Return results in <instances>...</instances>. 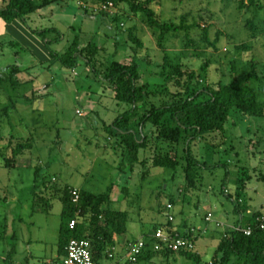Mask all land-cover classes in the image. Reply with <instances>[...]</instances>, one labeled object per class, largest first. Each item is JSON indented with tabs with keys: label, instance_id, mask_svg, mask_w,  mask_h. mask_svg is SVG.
I'll return each instance as SVG.
<instances>
[{
	"label": "rangeland",
	"instance_id": "1",
	"mask_svg": "<svg viewBox=\"0 0 264 264\" xmlns=\"http://www.w3.org/2000/svg\"><path fill=\"white\" fill-rule=\"evenodd\" d=\"M261 2L264 3V0ZM84 4L89 3L86 0H62L49 11L32 15L28 21L34 28L59 27L64 33L63 39L53 43L52 47L60 52H65L76 38L81 48L90 41L95 42L101 48L99 58L104 62L113 58L128 60L134 56L137 45L130 39L132 31L151 49L144 48L138 53L136 59L139 61L150 53L153 60L162 62L167 54L173 62H179L185 69H194L198 74L204 73L202 66L209 61L210 64L212 62L209 79L222 83L244 81L245 71L251 69L253 63L257 66L258 76L264 74V4L259 9L240 11L237 0H185L183 3L163 0V4L157 5L163 19L172 18L173 14L180 23L179 17L187 14L188 23H192L195 17H203L200 20L202 28L170 37L166 41L165 52L158 45L157 34L145 18L132 12L128 5L113 8L106 16L97 14V6L90 3L89 7L96 13L90 19L82 12L81 5ZM114 15L119 16V22L114 21ZM249 18L259 23L255 35L246 27ZM21 24L26 26L23 22ZM204 27L209 29L212 41L219 37L217 49L203 40ZM188 38L193 42L187 44L190 41ZM12 39L19 41V45L7 43ZM41 43L44 44L42 40ZM51 59H44L41 47L37 50L31 44L28 48L17 37L0 38V76H9L11 65L17 64L24 69L29 67L17 77L34 78L32 83L18 89H14L10 82L1 83L0 107L10 101L9 95L13 97L19 110H13L11 114L15 133L33 137L36 144L33 157L27 158L32 160L29 166L21 164L7 168L0 165V253L2 250L11 251L14 225L20 231L22 221L28 223L30 234L47 240L48 245L36 243V250L42 252L47 248L49 251L59 240L63 209L61 199L55 197L44 203L35 202L31 189L35 180V165L50 161L47 173L49 176L57 174L61 186L79 185L93 194L111 188V206L129 211L125 237L130 239H141V226L144 225L145 231L153 233L156 224L167 220V205L172 203L174 223L179 225L181 232L186 231L185 227L193 229L194 252L200 254L205 264L214 261L217 243L225 229V226H218L217 221L231 223L239 217L230 194L236 197L238 193L243 205L258 207L264 204V116L233 113L226 123L224 135L214 132L194 140L191 146L194 156L200 161L194 166L199 177L195 187L186 191L185 159H181L175 169L151 167L147 172V167L138 164L130 171V166L125 163L121 170L114 171L111 166L113 156L109 151L105 155L103 152L105 148L113 151L118 148L116 137H112L111 141L108 139L109 126L128 106L118 104L112 90L105 88L93 72H88L84 63H80L75 70H69L60 62L48 67ZM233 61L242 72L231 71ZM150 70L155 71L156 67ZM51 79L53 82L48 86ZM250 84L264 99V78L259 81L253 79ZM32 89L44 90L48 94L27 101L23 97ZM0 122L3 139H0V146L3 148L10 140L11 126L5 120ZM154 140L152 143L156 142ZM182 147H178L180 156L184 154ZM82 151L95 160L93 166L81 160ZM150 151L149 148L142 149L141 156ZM26 162L29 164L28 160ZM87 167L91 169L89 177H82L81 173L85 174ZM126 168L132 175L127 184L117 178L118 172ZM124 185L130 188L129 198L120 200ZM208 214H212L213 221L206 220ZM0 264L3 262L0 261ZM138 264L199 263L194 258L177 253L169 257L154 256Z\"/></svg>",
	"mask_w": 264,
	"mask_h": 264
},
{
	"label": "trees",
	"instance_id": "2",
	"mask_svg": "<svg viewBox=\"0 0 264 264\" xmlns=\"http://www.w3.org/2000/svg\"><path fill=\"white\" fill-rule=\"evenodd\" d=\"M60 1L62 0H2L0 22L5 24L15 21L23 22L34 35L41 38L44 47L50 52L52 59L49 61L48 67L60 62L63 67L75 70L80 63H84L88 72H93L105 88L112 90L118 104L128 106L110 124L109 138L116 137L118 139V143L123 148V163L128 164L131 171L137 164L147 167V172L151 167L175 169L180 165L181 159H185L187 161L184 167L187 191L195 187L199 177L197 168L194 166L200 161L194 156L191 146L194 140L204 138L206 134L214 132L224 135L226 123L233 113L237 112L244 116H264V99L260 97L258 89L250 84L253 79L259 81L264 78V74L258 76L255 63L251 64V69L245 71V79L242 82L237 80L227 83L213 81L209 79V65L212 64L209 61L207 65L202 66L204 73L198 74L194 69H185L179 62H173L165 53L162 62L153 60L150 53H147L142 61L137 60L136 55L144 48L146 50L149 48L132 31L130 39L137 47L134 48V56L132 55V58L128 60L113 58L104 62L99 58L101 48L95 42L90 41L87 46L81 48L78 38L65 52L54 49L53 43L63 39V31L55 25L34 28L28 19L30 20L34 14L47 12ZM184 1L179 0L180 3ZM87 2L97 6V14L106 16H109L111 10L105 9L104 5L108 6L112 2L115 9L123 4L128 5L132 12L139 17H144L150 28L157 34L158 45L163 48V52L166 51V41L170 37L179 34V32L189 33L192 29L202 28L200 21L203 19L202 16L195 17L192 23H188L187 14L179 17L180 23H177V16L173 14L172 18L163 19L157 9V5L163 4V0H86ZM237 3V9L240 11L246 8L259 9L264 4L261 0H248L247 2L246 0H237ZM89 4L81 5V9L86 18L92 19L94 18L92 14L96 13L92 11L93 8L89 7ZM114 16V21L119 22V16ZM258 24L256 19L249 18L246 27L255 35L259 29ZM203 30V40L217 49L219 37L212 41L209 38V29L204 27ZM188 39L190 41L187 44L193 42L190 38ZM7 43L14 46L19 45V41L15 39ZM243 47L247 48L248 45ZM231 64L232 72H242L235 61ZM154 67L156 70L151 71L150 68ZM11 69L12 72L9 76H0V84L10 82L14 89H18L34 81V78L30 77H17L20 73L23 75L29 67L24 69L14 64L11 65ZM52 79L48 86L53 82ZM154 79L155 82H153ZM47 94L44 90L32 89L23 98L31 101ZM8 98L10 101L0 107V121L5 120L11 126L10 140L3 148L0 146V157H2L0 165L11 168L16 167L19 159L33 157L36 144L33 137H22L15 133L11 114H13V110H17V107L13 97L9 95ZM0 139L3 140L1 132ZM153 139L156 142L152 143ZM162 145L164 148L161 147ZM179 145L183 146V156L179 154ZM147 148L151 150L150 153L142 157L141 150ZM50 165V161L35 165V180L31 189L35 202L44 203L59 197L63 203L60 248L66 250V246L72 238H86L92 243L93 256L97 264H104V259H108L107 264L114 258L116 259L115 255L111 260L109 253L115 254L117 236L124 235L128 231L129 211L111 206V188L106 192L93 194L70 184L61 186L60 181L57 180V174L48 175ZM75 191L79 194L78 201H74ZM120 193L122 196L120 200H126L129 198L130 188L124 185L121 187ZM230 197L236 204V213L240 216L243 215L244 218H240L234 227H225L219 238L214 261L209 264H264V228L257 226V217L264 210H256L241 204L242 199L239 196L234 197L230 194ZM167 210L169 213L171 212L168 208ZM166 216L167 220L156 224L155 229L164 228L171 231L173 235L179 233L187 238H192L193 230L191 228L181 232L175 228V220L171 221L168 215ZM74 219L76 226L72 229L70 222ZM217 225L224 226L218 223ZM247 226L254 228L250 235L243 231ZM143 239L146 245L137 260L135 262L125 260L123 264H138L154 256L169 257L177 253L194 258L199 264H205L200 255L194 252V249L174 251L168 242L152 237L151 233H145ZM134 241L136 240L131 239L128 243ZM12 251H14V247ZM116 262L118 263V261Z\"/></svg>",
	"mask_w": 264,
	"mask_h": 264
},
{
	"label": "crops",
	"instance_id": "3",
	"mask_svg": "<svg viewBox=\"0 0 264 264\" xmlns=\"http://www.w3.org/2000/svg\"><path fill=\"white\" fill-rule=\"evenodd\" d=\"M41 13H43V12H41ZM12 36L19 38V40L20 39L23 40L26 43V46L28 48H30L31 44L34 45L37 48V50H39L41 47V52H42V56L44 57V59L49 60L51 58V55L49 54V52H47V49L44 47V45H42L40 38L38 36L34 35L28 28H26V26H22L21 22L15 21L11 24H5L3 22H0V38H7V37L9 38ZM46 53L48 56L46 55ZM90 128L93 129V126L91 125ZM108 139H109V141H111L112 137H110V138L108 137ZM117 146H118V148H116V149H114L115 147H112V149H114V151L109 150L108 148H105V151L103 152L105 155L109 151L111 153V155L113 156V159H112L113 163L111 164V166H112V169L114 171L117 169L121 170L122 166H125V163H123V160H124L123 152H121L122 146L119 143H117ZM114 156H117L118 158L115 159ZM91 157L92 156L91 155L88 156L86 154V152H84V151L81 152V157H80L81 160L83 162H86L89 166L90 165L93 166L95 163L94 162L95 160H93ZM27 160L29 161V164L26 162ZM31 163H32L31 159L24 158V159H19L16 166H18V165L21 166V164H24L25 166H29ZM90 170H91L90 167H87L85 169V174L81 173L82 177H85V176L89 177L88 172ZM57 178H58L57 180L59 181V176ZM117 178H118V180H120V182L127 184L132 179V175H130L129 169L126 168L124 171L122 170V172L121 171L118 172ZM70 185H72L78 189H84L82 186H79V185H74V184H70ZM236 196H239L238 193ZM253 208H255L256 210L263 211L264 210V204H261L260 206L253 207ZM247 213H248V211H247ZM247 213H246V215H247ZM238 216L239 217L236 221L231 222V223H223L222 222L223 225L225 227H234L240 218L241 219L244 218L243 215L242 216L238 215ZM174 226H175V228H178L179 231H181L179 225L174 223ZM185 226H187V225H185ZM59 227H61V226H59ZM185 228H186V231L189 229L188 227H185ZM141 231L142 232L140 233V238L143 237L145 235V233H149V232L145 231V225L141 226ZM12 232H14L12 234V238H14V244L11 246V251L9 253H7L6 251L2 250V253H0V261H2L3 264H52L55 261L63 259L64 256L66 255L65 248H64V250H62L60 248L59 240L56 243H54V246L50 247L49 251L47 248L45 249L46 251L43 250L42 252L36 250L34 247V245L36 243H42V244L48 245L47 240H45L42 237H39V236L36 237V236L30 234V227L28 226L27 222L22 221V226H21L20 231L17 230L16 225H14V230ZM25 232H26V234H25ZM125 234L121 235V236H117V238H116L117 244L115 246L114 252L116 255L115 260L118 261V264H123L125 262L128 241L131 240L130 238L125 237ZM59 239H60V237H59ZM218 243H217V245H218ZM13 247H14V251H12ZM104 261H103L104 264L105 263L107 264L108 259H104Z\"/></svg>",
	"mask_w": 264,
	"mask_h": 264
},
{
	"label": "built area",
	"instance_id": "4",
	"mask_svg": "<svg viewBox=\"0 0 264 264\" xmlns=\"http://www.w3.org/2000/svg\"><path fill=\"white\" fill-rule=\"evenodd\" d=\"M114 4L112 2L109 3V5H104L105 9H113ZM80 113V112H79ZM74 201L79 200V194L74 192ZM167 208L171 210L173 208L172 204H168ZM169 220L174 221L175 217L170 212H168ZM206 219L208 221H213L212 214H208ZM218 224L223 225L222 222L217 221ZM76 226V220H72L70 222V227L73 229ZM257 226L260 228H264V211L257 217ZM243 231L250 235L254 228L252 226H247L243 229ZM151 236L154 238H157L159 240H164L165 242L169 243V246L174 251H180L182 249H193L194 248V237L187 238L185 236H182L179 233H175V235L172 234V232L165 230L164 228H157L151 233ZM146 245L145 240L143 237L141 239H138L134 242L128 243V251L126 254L125 259L135 262L138 258V256L141 254L142 250L144 249ZM158 247V246H157ZM115 257L114 253H109V258L112 260ZM52 264H97V262L94 259L93 256V249H92V243L89 239L86 238H72L67 246H66V255L63 259L53 262ZM108 264H118L115 261V258L110 261Z\"/></svg>",
	"mask_w": 264,
	"mask_h": 264
}]
</instances>
